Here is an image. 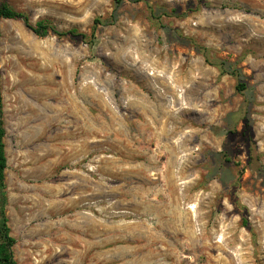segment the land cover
<instances>
[{
    "label": "rangeland",
    "instance_id": "obj_1",
    "mask_svg": "<svg viewBox=\"0 0 264 264\" xmlns=\"http://www.w3.org/2000/svg\"><path fill=\"white\" fill-rule=\"evenodd\" d=\"M4 1L17 264H264V0Z\"/></svg>",
    "mask_w": 264,
    "mask_h": 264
},
{
    "label": "trees",
    "instance_id": "obj_2",
    "mask_svg": "<svg viewBox=\"0 0 264 264\" xmlns=\"http://www.w3.org/2000/svg\"><path fill=\"white\" fill-rule=\"evenodd\" d=\"M121 1L122 0H116L115 2L116 4H119ZM132 1H140V0H132ZM3 19L21 20L28 29H30L37 36L40 37H44L49 33H53L54 35L57 36L69 35L74 38L79 37L82 38L83 40H88V35L86 33L79 32L75 28L66 31H61L57 29L48 20H40L35 24H32L27 13L18 11L6 1L0 0V22ZM95 22L96 23L100 22V19H97ZM0 36H1V32H0ZM206 60L209 61L207 57ZM220 69L222 73L226 72L224 67L220 66ZM236 75H238L237 72ZM0 78H1V72H0ZM237 88L238 90L243 91L246 89V84L239 82ZM5 134H6V130L4 128V121H3V105H2V93H1V85H0V192H3L4 207L7 202L6 195L4 192L5 170L7 168V156H6L5 143H4ZM15 242H16L15 239L10 235V227L8 226V219L3 208L2 219L0 221V264H17L12 252V247L15 244Z\"/></svg>",
    "mask_w": 264,
    "mask_h": 264
},
{
    "label": "flooded vegetation",
    "instance_id": "obj_3",
    "mask_svg": "<svg viewBox=\"0 0 264 264\" xmlns=\"http://www.w3.org/2000/svg\"><path fill=\"white\" fill-rule=\"evenodd\" d=\"M3 192H0V221L2 219V210H3Z\"/></svg>",
    "mask_w": 264,
    "mask_h": 264
}]
</instances>
